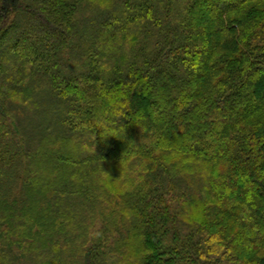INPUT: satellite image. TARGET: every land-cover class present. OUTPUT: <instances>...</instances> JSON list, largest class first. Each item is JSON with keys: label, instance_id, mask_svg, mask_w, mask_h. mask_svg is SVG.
Here are the masks:
<instances>
[{"label": "trees", "instance_id": "trees-1", "mask_svg": "<svg viewBox=\"0 0 264 264\" xmlns=\"http://www.w3.org/2000/svg\"><path fill=\"white\" fill-rule=\"evenodd\" d=\"M0 264H264V0H0Z\"/></svg>", "mask_w": 264, "mask_h": 264}, {"label": "rangeland", "instance_id": "rangeland-1", "mask_svg": "<svg viewBox=\"0 0 264 264\" xmlns=\"http://www.w3.org/2000/svg\"><path fill=\"white\" fill-rule=\"evenodd\" d=\"M209 14H211V10H208V14L207 15H209ZM242 214V213H241ZM240 213H238L237 214V216H242Z\"/></svg>", "mask_w": 264, "mask_h": 264}]
</instances>
